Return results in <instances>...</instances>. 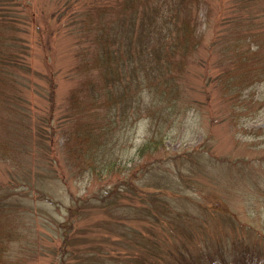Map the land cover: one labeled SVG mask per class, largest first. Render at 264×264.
I'll list each match as a JSON object with an SVG mask.
<instances>
[{"label": "rangeland", "instance_id": "1", "mask_svg": "<svg viewBox=\"0 0 264 264\" xmlns=\"http://www.w3.org/2000/svg\"><path fill=\"white\" fill-rule=\"evenodd\" d=\"M22 1L12 8L22 21L11 24L10 32L0 28L14 37L17 60L29 65L10 66L19 75L0 87V264H59L58 222L73 196L103 197L123 177H132L139 189L119 198L131 200L130 214L124 216V204L87 213L70 232L68 264H264V83L250 84L245 98L227 100L215 79L216 46L207 58L211 38L237 24L233 5L239 1L245 22L257 24L251 32H261L264 40V0H209L210 24H201L207 27L204 61L191 63L186 74L189 109L161 118V124L152 115L139 120L119 141L127 145L117 142L112 151V159L123 163L91 173L93 161L79 171L76 140L69 153L63 137L76 84L78 38L68 24L73 11L56 22L55 0ZM51 78L56 128L41 133V114L51 109L40 97L50 92L41 79ZM154 137L163 141L139 157L137 147ZM6 147L13 152L8 159L1 156ZM42 174L44 196L24 186L25 177L35 181ZM9 193L15 202L1 206ZM111 216L116 220L110 222Z\"/></svg>", "mask_w": 264, "mask_h": 264}, {"label": "trees", "instance_id": "2", "mask_svg": "<svg viewBox=\"0 0 264 264\" xmlns=\"http://www.w3.org/2000/svg\"><path fill=\"white\" fill-rule=\"evenodd\" d=\"M55 1L57 4L52 11L55 21L60 22L69 11H73L72 23L68 24L75 25L73 30L78 38L75 43L76 64L72 69L76 84L68 98L69 114L64 118L69 123L64 128L63 135L65 144L69 147L67 151L70 153V141L76 140L73 154L75 161H78L79 171H82V163L90 161H93L89 167L90 173L100 167L101 170L112 169L123 163L122 159L120 162L112 159V151H117L118 148L116 143L139 120L152 115L161 124L165 122L161 118H172L183 108L189 109L190 101L184 96L188 86L186 74L191 63L204 61L201 49L207 27L202 29L201 24H210V2ZM22 3V0H18V5ZM15 5V0H0V28L6 26L8 32L12 29L11 24L22 21L15 16L12 9ZM235 7L238 12L233 17H237V24H230L223 33L214 35L211 38L213 47L207 48V58L212 54L214 46L220 54L216 61L219 66L218 69L215 68V79L226 91L227 100L231 99L232 102L236 96L245 98L244 90L250 84L264 83V40L259 38L261 32H251L258 27L254 24L252 28V24L245 22L241 1L234 3L233 8ZM203 9L205 12L202 13ZM248 18L255 22L252 16ZM10 39L14 37L9 38V35L0 33V87L6 86L5 83H10L19 75L10 66L29 68L26 60H17L14 55L15 44ZM41 80L49 85L50 92L40 97L50 103L51 109L41 114L39 129L41 133L45 130L53 133V128H56L53 125V102L56 97L54 78L48 79V82L47 79ZM41 88L45 89L43 86ZM4 138L6 139L5 136ZM162 141L163 137L147 139L137 147L136 154L143 157L156 150ZM4 142L9 143V140ZM119 144L123 148L126 143ZM8 148L10 147H6L1 153L6 159L13 154ZM40 176L35 181L25 177L24 180L28 183H24V186L42 194L38 183L43 185L46 177L43 174ZM136 189L132 177H123L103 197H88L84 200L73 196L68 215L58 222L63 247L59 264H68V247L72 244L70 232L75 230L87 213L100 207L113 211L124 204V216H128L132 208L128 204L131 200L124 202L119 201V198L123 194L128 196V193ZM6 198L9 202L4 200L1 206H12L16 200L12 193ZM115 220L116 217L111 216L110 222Z\"/></svg>", "mask_w": 264, "mask_h": 264}]
</instances>
